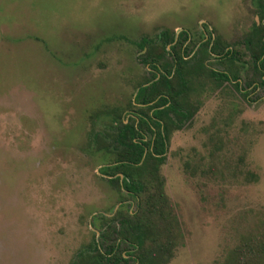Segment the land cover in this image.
<instances>
[{
  "label": "rangeland",
  "instance_id": "rangeland-1",
  "mask_svg": "<svg viewBox=\"0 0 264 264\" xmlns=\"http://www.w3.org/2000/svg\"><path fill=\"white\" fill-rule=\"evenodd\" d=\"M260 5L0 0V264H103L99 253L133 201L101 168L123 160L112 136L150 77L140 42L157 47L162 33L186 54V70L208 37L216 50L231 49L233 62L212 54L205 65L235 73L242 90L206 72L190 85L187 75L194 114L172 116L179 129L158 176H138L165 200L154 227L171 233L163 264H264V86L244 45L262 24Z\"/></svg>",
  "mask_w": 264,
  "mask_h": 264
},
{
  "label": "trees",
  "instance_id": "trees-1",
  "mask_svg": "<svg viewBox=\"0 0 264 264\" xmlns=\"http://www.w3.org/2000/svg\"><path fill=\"white\" fill-rule=\"evenodd\" d=\"M259 19L261 25L256 22L253 23V31L250 38L244 40V45L251 52V59L254 69L259 72V83L264 86V6L259 7ZM187 35L184 34L186 39ZM206 41L205 44H201L200 53L201 58L190 69H185V61L182 56L176 54V59L173 63L164 62L161 66L162 73L159 78L148 88L140 89L137 93L136 100L143 104L153 103L150 109H153V117L157 120L151 121L156 130H150L153 134L152 142H142L141 140L135 142L137 136L142 137L140 133H134V130H129L128 137L125 134L118 136L119 145L121 144L127 149V155H123V163L118 167L124 177L122 181L123 189L130 194L136 200V214L133 216H126L120 221V227L114 229L116 236L115 242L112 245H107L104 252L100 254L101 258H104L103 264H118L119 262L127 263L131 257L130 253H133L132 264H163V261L171 253V243L169 240L171 233L168 227H163L157 232L155 231V219L162 221L165 216L162 204L165 203L162 193L149 194L145 192V187L138 181V176H145L155 178L158 176V169L164 161V155L167 151L166 144L168 142L169 134L173 129H179V126H175L174 121L169 116L173 114L178 117V121L181 119L188 120L194 114L189 108L188 93L192 90V86L188 87L186 82V76H189L187 80L192 85V79H195L199 73L206 72L210 78H216L221 82L231 83L236 91L242 93L240 83L235 73L227 72H215L212 69L206 67L211 54H215L216 61L229 60L234 61V52L225 48L221 51L216 50L217 44L209 46L212 39ZM157 47H153L147 40L140 42V47L146 49L144 55V63L149 64L150 67L156 69L160 56L154 54L153 50H165L166 46L174 42V38L168 37L166 33H162L157 40ZM161 41V42H160ZM166 45V46H165ZM172 49V46L171 48ZM170 76L172 78L170 79ZM173 78L176 80L173 84ZM191 82V83H190ZM219 84V83H218ZM187 91L185 92V90ZM245 96V95H244ZM157 101L154 103V101ZM183 106L186 110L181 111ZM195 110V109H194ZM161 123H159V121ZM142 139V138H141ZM151 139V138H150ZM125 161V162H124ZM117 170V168H115ZM143 171V173L140 172ZM138 171V172H137ZM106 173V170L103 171ZM137 173V174H136ZM118 180V179H116ZM146 195L144 200L141 195ZM156 232V234H154ZM158 235L164 237V243L158 242L156 238ZM147 242L152 245L148 246ZM121 245H127L132 251L120 249ZM99 248H97V251ZM127 256L128 258H125ZM239 264V263H238Z\"/></svg>",
  "mask_w": 264,
  "mask_h": 264
},
{
  "label": "flooded vegetation",
  "instance_id": "flooded-vegetation-1",
  "mask_svg": "<svg viewBox=\"0 0 264 264\" xmlns=\"http://www.w3.org/2000/svg\"><path fill=\"white\" fill-rule=\"evenodd\" d=\"M187 37H188V35H187ZM159 38H160V36L158 37V39ZM183 38H184V35H183ZM184 40H186V39H184ZM205 40H207V39H204L202 41L205 42ZM171 46L173 47L174 43L167 45L165 47L166 48L165 50H161V49L158 50V51H160V53H158L159 56H160V59H159L158 65L156 66V69L153 68V67H150L149 64L144 63L143 62L144 61V57L142 59H140V61L146 66V69L149 71L150 77L143 84H140V85L137 86L136 91L134 93L133 100H132V102L130 104V109L127 110L126 119L125 120L124 119L118 120V126H117V128H115L114 136H112L113 147L115 145H118V147H121V149H123V151H122L123 153L122 154H124V155L126 154L127 149L124 146H122L121 144L120 145L118 144L119 143L118 136L120 134H125L128 137V135L130 133L129 130L133 129L135 134L136 133H140L142 135V137H141L142 139L140 138V136H137L138 138L134 139L135 142H138V140L139 141L141 140L142 142H148V141L150 143L152 142V139H153L154 135L151 134L150 130L154 131V130H156V128L152 124L151 121L157 120V119H155L153 117L154 110L150 109V106L153 103H149L147 105L143 104L142 102L136 100V96H137V93H138V91L140 89L148 88L149 86H151L154 82H156L158 80L160 73L163 72L162 68H161L162 64L160 62H161V60L164 57L169 56L171 58V63L170 64H172L173 60L176 59V53L174 51H172L173 48L170 49ZM140 49H142V51L145 50L144 53H146V49H143L141 47H140ZM185 55L184 56L182 55L184 61H186V57H187ZM211 56H212V54H211ZM212 57H214L213 59L216 60L215 59V54H213ZM208 62H209V60H208ZM171 78H172V76H170V79ZM172 81H173V84L175 85V83H176L175 81L176 80L173 78ZM156 101H157V99L154 101V103ZM169 116L172 118L174 123L177 124V121L174 120L173 117H172L174 115L170 113ZM149 117H151V119H152L151 121H150ZM158 121H159V123H161L160 120H158ZM173 130H176V128L173 129ZM114 149H115V147H114ZM122 163H123V160H117L114 163L109 164V165H105V166H103V168H101V176L105 177L109 182L115 184L118 189L122 190L125 193V195L128 198L132 199V201H133V203L132 202L127 203L128 200H125L124 203H121V202L119 203V208L123 207V205L125 203L128 204V207H127V210H126L125 214H120L119 213V215H121L120 221L123 218H126V216H133L134 214H136V209L134 211L130 210L131 205L134 204L136 206V200L132 196H130V194H128L122 187V181L124 180V177H123L122 173L120 171H118V167ZM115 168H117V170ZM104 170H106V173L103 172ZM116 179H118V180H116ZM120 221L118 223L119 227H120ZM108 245H112V244H108ZM122 246H124L123 249H125L127 251H132L133 250V249H130L127 245H121L120 247H122ZM120 247H119V250L121 249ZM130 254H131V257L129 258V261H127V263L130 262V264H132V258H134V255H132L133 253H130ZM125 258H128V257L125 256Z\"/></svg>",
  "mask_w": 264,
  "mask_h": 264
}]
</instances>
